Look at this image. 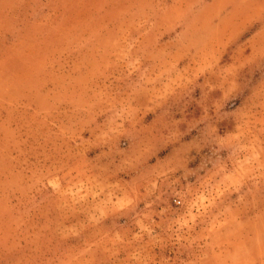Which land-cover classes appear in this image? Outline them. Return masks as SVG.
I'll list each match as a JSON object with an SVG mask.
<instances>
[{
    "label": "rangeland",
    "instance_id": "374dc122",
    "mask_svg": "<svg viewBox=\"0 0 264 264\" xmlns=\"http://www.w3.org/2000/svg\"><path fill=\"white\" fill-rule=\"evenodd\" d=\"M40 1L0 0V264H264V0Z\"/></svg>",
    "mask_w": 264,
    "mask_h": 264
},
{
    "label": "trees",
    "instance_id": "16d2710c",
    "mask_svg": "<svg viewBox=\"0 0 264 264\" xmlns=\"http://www.w3.org/2000/svg\"><path fill=\"white\" fill-rule=\"evenodd\" d=\"M40 2L43 3V0H41ZM85 13L89 14L90 13V10L85 11ZM73 24L74 23H71V24H69V23H67V24H65V23L58 24V26H57V33H60L61 35L64 34L65 32H67V30L69 29V27L73 26ZM37 60H38L37 56L33 57V61L34 62L37 61Z\"/></svg>",
    "mask_w": 264,
    "mask_h": 264
}]
</instances>
